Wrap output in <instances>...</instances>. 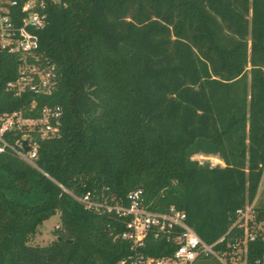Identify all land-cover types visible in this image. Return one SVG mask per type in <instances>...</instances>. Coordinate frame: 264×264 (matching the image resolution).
<instances>
[{"label":"trees","instance_id":"obj_1","mask_svg":"<svg viewBox=\"0 0 264 264\" xmlns=\"http://www.w3.org/2000/svg\"><path fill=\"white\" fill-rule=\"evenodd\" d=\"M63 1L37 31L38 52L57 68L52 94L8 90L19 59L0 50V115L62 110L60 136L39 140L38 168L9 147L0 152V264L127 258L119 219L70 193L88 190L126 200L142 189L149 207L184 210L214 243L264 176V0ZM57 213L56 238L29 244ZM173 250L149 234L143 251ZM249 257L264 258V243H252Z\"/></svg>","mask_w":264,"mask_h":264},{"label":"built area","instance_id":"obj_2","mask_svg":"<svg viewBox=\"0 0 264 264\" xmlns=\"http://www.w3.org/2000/svg\"><path fill=\"white\" fill-rule=\"evenodd\" d=\"M65 4L63 0H0V50L15 53L19 59L17 76L7 83V89L16 96L26 92L50 95L56 89L57 68L38 52L37 31L48 25L51 6ZM35 106L33 101L30 108ZM61 114L60 106L44 105L39 116H26L22 109L0 115V152L9 147L38 168L39 140L60 136ZM18 132L21 137L8 139ZM70 193L85 208L113 214L123 224L115 237L128 241L132 253L119 264H195L206 257L215 258L218 264H252L251 244L264 243V210L258 208L256 200L237 209L228 230L208 243L191 226L184 210L176 206L153 209L146 204L142 189L129 192L126 200L96 190L82 195ZM149 234L172 243V253L146 254L143 250ZM254 262L264 264V258Z\"/></svg>","mask_w":264,"mask_h":264},{"label":"rangeland","instance_id":"obj_3","mask_svg":"<svg viewBox=\"0 0 264 264\" xmlns=\"http://www.w3.org/2000/svg\"><path fill=\"white\" fill-rule=\"evenodd\" d=\"M194 159L199 160L200 162H209L212 165L224 164L221 159L217 156H208L204 154H196ZM257 206L264 207V176L261 182L257 198ZM57 225H60V214L57 213L51 216L49 219L45 220L42 225L37 229V232L30 236L29 244L32 245H46L51 243L56 238L55 229ZM195 264H218L217 260L213 257H206L198 259Z\"/></svg>","mask_w":264,"mask_h":264}]
</instances>
